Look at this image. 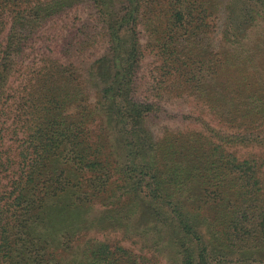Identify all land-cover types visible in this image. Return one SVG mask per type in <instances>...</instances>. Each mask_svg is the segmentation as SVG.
I'll list each match as a JSON object with an SVG mask.
<instances>
[{"label": "trees", "instance_id": "obj_1", "mask_svg": "<svg viewBox=\"0 0 264 264\" xmlns=\"http://www.w3.org/2000/svg\"><path fill=\"white\" fill-rule=\"evenodd\" d=\"M80 4L65 43L106 48L84 70L44 53L17 97L0 264H264V0H0V109L25 46ZM82 227L132 244L73 249Z\"/></svg>", "mask_w": 264, "mask_h": 264}, {"label": "rangeland", "instance_id": "obj_2", "mask_svg": "<svg viewBox=\"0 0 264 264\" xmlns=\"http://www.w3.org/2000/svg\"><path fill=\"white\" fill-rule=\"evenodd\" d=\"M83 20H92V13L87 5L80 4L71 8L70 11L55 17L54 20L45 23L35 34V37L25 46L24 52L16 64V67L11 70L8 76L5 85V93L8 94V99L3 100L2 108L0 109V151L3 159L9 160L7 162L9 168L1 172L2 178L0 187H4L13 174V169L11 168H15L18 159L17 152L19 150L22 131L19 127L16 115V106L19 99L17 97L19 94L21 95L23 93L22 90L27 86L30 76L32 75V70L40 63L41 56L44 53H49L57 55L62 59L69 58V60L78 64L81 70H84L93 58L102 53L106 48L105 42L102 39L98 40L95 46L89 47L86 51L80 53L75 50V45H72L73 43H65L68 40V35H66L67 30L70 27L74 28L77 23ZM97 207L98 205L95 206V209ZM121 232L122 231L118 229L82 227L78 230V236L74 237L72 240H68V243L74 249L78 248L80 242L78 237H94L100 240H109L118 237L121 238V242L132 244L131 239L122 237ZM80 234L81 236H79ZM139 243L140 242L135 245L136 248L139 246ZM52 249L57 250L58 247H52ZM157 263L165 264L167 263V258L160 256Z\"/></svg>", "mask_w": 264, "mask_h": 264}]
</instances>
